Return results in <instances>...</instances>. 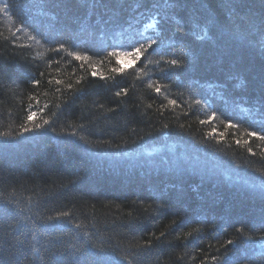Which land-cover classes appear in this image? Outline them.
I'll list each match as a JSON object with an SVG mask.
<instances>
[{
    "label": "trees",
    "instance_id": "1",
    "mask_svg": "<svg viewBox=\"0 0 264 264\" xmlns=\"http://www.w3.org/2000/svg\"><path fill=\"white\" fill-rule=\"evenodd\" d=\"M147 3L0 0V264H264V0Z\"/></svg>",
    "mask_w": 264,
    "mask_h": 264
},
{
    "label": "snow or ice",
    "instance_id": "2",
    "mask_svg": "<svg viewBox=\"0 0 264 264\" xmlns=\"http://www.w3.org/2000/svg\"><path fill=\"white\" fill-rule=\"evenodd\" d=\"M77 2L81 3L82 6L86 7L87 9L92 11L93 13H95L97 9H103V13L101 15V21L104 23H107L108 21L104 20V15L109 13V12L114 11V9L112 7H110V5L117 3V0H77ZM179 5H180V0H164V3H163V6L165 8H169V9H173V10L175 8L179 7ZM136 6L137 7H142V6L147 7L148 6L147 0H136ZM229 6H232L230 3V0H229ZM151 8L159 9V8H161V4H159V3L151 4ZM111 19L113 21H115L117 18L115 16H113V17H111ZM261 32H262V34H264V21H262ZM34 38L35 37H33V39ZM156 44H157L156 39H153L150 42L141 43V44H139V46L134 47V49L132 51L126 53L125 55H127L131 61H137L138 62L143 57L144 53H146L149 48H152L153 45H156ZM260 48H261L262 53H264V43L260 44ZM54 51L60 52V51H66V49L64 48L63 45H61L59 49H54ZM68 55L73 56V58L77 61H87L90 59V57H88L86 55L82 56V55L75 53V52H68ZM167 63L169 65L170 69H183V68L187 67L186 65L182 64L178 59L169 60V61H167ZM113 72L124 73L125 69L121 66V67L114 68ZM92 76L96 77L97 74L95 72H93ZM104 79H107V78H104ZM34 83L38 86L40 81L36 80ZM56 83L61 84L63 82L60 80H57ZM77 83H79V81H77ZM68 87L71 88L72 86L68 85ZM148 87L153 88L154 86L149 84ZM154 90L158 95L161 94V87L160 86H158V85L155 86ZM122 94L127 95V90L121 89V91L116 92V96H118V97L121 96ZM169 103L172 105H175L176 101L171 100V101H169ZM198 103H199V101H198ZM259 111H260V115L262 117H264V93H262L261 98H260V110ZM35 116H36V113L33 112L31 115L28 116V118H27L28 121L29 122L33 121ZM44 123L48 124L49 122L44 121ZM228 126L229 127H237V125H235V124H229ZM42 129H43L42 125H36L35 128H29V127L25 126L23 128L21 135H23L24 133L30 132V131H37V130H42ZM3 135L5 138H7L9 134L4 133ZM72 135H75V133H72ZM248 135L254 136L257 139L264 141V135L259 134L255 131L249 132ZM237 143H239V141H237ZM245 143H247V141H245ZM249 151H251V149H249ZM65 215H67V213H65ZM173 223H175V221H173ZM77 227H79V225ZM197 231H199V230L197 229ZM241 231H242V229H241ZM163 235H165V234L161 233V236H163ZM189 235H191V234L189 233ZM249 239H250V237H249ZM227 243L229 245H232L235 243V241L228 240Z\"/></svg>",
    "mask_w": 264,
    "mask_h": 264
}]
</instances>
